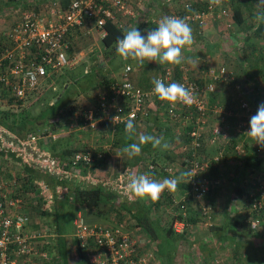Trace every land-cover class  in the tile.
<instances>
[{"label": "built area", "instance_id": "2783aa9c", "mask_svg": "<svg viewBox=\"0 0 264 264\" xmlns=\"http://www.w3.org/2000/svg\"><path fill=\"white\" fill-rule=\"evenodd\" d=\"M64 1L0 0V15L13 18L7 31L3 33L5 44L0 50V90L19 104L28 97L37 96L40 91L44 92L42 88L45 85V90H55L54 79L81 59L69 56L71 46L68 38L71 34L95 30L102 38L106 32L103 26L108 19L123 23L122 18H135L145 6L143 0ZM211 9L210 6L205 12H188L184 19L192 22L198 19L203 24L212 13ZM133 72L134 67L125 64L119 78L111 75L110 83L98 90L94 105L83 110V122L80 126L95 131L101 123H108L114 128L124 124L130 115L135 116V124H147V118L155 112L161 117L167 116L173 124L191 125L183 160L185 171L195 175L189 182L187 181L191 175L184 177L189 188L180 197L168 190L165 192L171 195L169 212L174 217L172 222L176 231L188 226L187 218L190 215H199L205 225L210 226L215 209L205 198L213 188L221 185V179L210 172L218 171L224 158L222 145L233 137L232 131L249 137V120L256 113L257 107L251 106L244 99V86L238 82L234 87L242 97L236 100L237 110L225 111V107L218 104L210 107L208 94L216 92L218 83L225 80L231 83L234 79L223 66L208 67L201 75L202 79L205 78L204 83L186 74L174 79L173 68L167 65L156 74L155 79H162L165 84L177 82L185 85L194 97L190 106L159 99L153 91L154 85L144 89L133 79ZM233 117H237L236 124L230 121ZM205 134L211 142L221 144L210 156L203 147ZM246 141H240L232 147V157H237L236 161L246 154L249 143L256 156H264V146L253 143V140L248 141L249 143ZM103 157V152L100 151H78L72 154L71 162L91 165L96 159ZM157 166L147 163V174L152 179L155 180L157 170L165 174V179H173L172 163ZM250 173L256 183L242 196V212L250 230L259 231L264 227V177L253 174L252 171ZM5 185L0 179V264H47L51 256L41 240L46 234L30 232L29 216L20 211L27 204L26 191L20 192V188H7ZM14 189L18 190V194L12 196ZM119 189L121 193L125 188ZM74 226L78 248L86 254L87 264L157 263L153 250L147 247L146 235L131 231L126 223L90 225L83 214L78 212L74 218ZM217 260L218 264L222 263L220 258Z\"/></svg>", "mask_w": 264, "mask_h": 264}, {"label": "crops", "instance_id": "0c3cea01", "mask_svg": "<svg viewBox=\"0 0 264 264\" xmlns=\"http://www.w3.org/2000/svg\"><path fill=\"white\" fill-rule=\"evenodd\" d=\"M153 1L155 3L157 0H150L149 4H151L150 2ZM176 1L177 0H159V3L156 2L157 4L155 5L158 7L157 9L159 11H164L169 8L171 9V2L174 3ZM146 11L147 12L143 13L139 12L135 18H129L130 21L126 23L125 27L128 30L133 27H137V29L141 31V34L145 36L147 35L148 31L152 29L154 30L158 26V22L162 17H155L152 9H146ZM216 15H213L212 13L208 15V18L203 23V29L201 33V35L207 31L208 33H214L216 36H218L216 39V37L212 34L216 41L214 40V43L211 44H209L207 41V43L202 42L201 45L202 47L204 46V48H200V46L195 43L197 35L196 31H194V43L190 47L183 49L184 57H189L191 60L200 59L202 61L211 62H213V60L219 61L225 59L224 56H227V51L223 50L220 38H223L224 41L228 42L233 36H231L232 33H230V31L220 30L219 32L216 31L217 33L212 31L214 20H216L217 17H220ZM219 29L220 28H217V30ZM236 30L237 31L235 32V35L242 39V37L245 36V31H242L237 27ZM234 31L235 29L233 32ZM94 33L97 34L96 31ZM202 37L203 35L200 38ZM187 49H192L191 54L196 55L191 56L189 53L187 55ZM79 54L80 58H82L83 56L81 55V52ZM232 57L236 64L239 63V66L237 70L235 69L236 71H233L234 74H231L233 75L236 82L241 83L244 86V90L247 92L246 97L251 100L252 103L254 102L253 107L258 108V105L264 103V89L256 88L257 85L251 82V80L247 79L244 65L250 63L248 61L249 59H245L242 57V55L238 57L232 55ZM128 62L129 63L126 64L131 63L134 67V72L132 74L133 79H135L136 83L144 89L149 88L153 84L152 81L155 79L157 74H153L155 71H160L164 65L171 66L173 68V72L175 68L169 64L162 65L151 61H145L143 65H140L135 60H130ZM220 62L221 61H219V64ZM197 63H199V61H196L194 64ZM183 64L179 65L181 75L186 74L183 72V69L188 66H184ZM137 65L140 66L137 68ZM159 66L160 68H158ZM192 69L197 71L195 67H192ZM204 71L205 70H201V72ZM120 72H116L118 74L111 73V75H113V78H119ZM254 73L256 74V72L252 71V74L255 76ZM72 75V77H75L74 74ZM60 76L61 74L59 77ZM69 77L70 73L67 72L64 75V78L66 79ZM72 77H70L68 80L73 81ZM106 77V79H112L110 75L108 76V74ZM204 82L205 81L203 80L202 83ZM53 83L56 84V79H54ZM223 84H226V86ZM103 86L104 85L99 84L95 88L88 87L87 90H81L82 92L89 90L87 93V97H89V105L87 104L88 106L83 107V104H86V102L80 101L84 110L94 105L96 102L97 92ZM221 88H223V90ZM49 91L51 92V90ZM215 91L216 96L212 94L215 100L214 102H211V106L213 104H219V106H227L230 108L234 102V106H237L236 93L231 89V86L226 80L225 82L218 83L216 85ZM235 91L237 92V90ZM45 94V98H47L49 93ZM33 97L38 98V100L35 98L31 99L30 97V101L27 99L19 104V102L7 97L3 90H0V120H3L5 113L15 115L19 119V116L24 114L26 111L29 112L33 117L30 120L31 132L24 135V137L12 133L3 123L0 122V179L6 183L7 188H20L18 189L20 192L26 191L22 189V179L20 177L27 175L29 173L27 171L29 170L26 168H30V170H32V175L33 173L34 176L37 174L39 178L38 180L34 179V187L35 189H39L43 197V201L45 202V208L51 212L55 210L61 211V216H59V218L55 217L54 215H51V217H48L47 219L41 216H39V218H33V215L29 213L28 208L32 205L36 211L35 197L37 195L36 192H34L32 197V193L26 191L27 204L25 206L23 205L20 208V211L26 213L29 216V231L32 233L46 234L45 237L41 238L44 248L49 244H51V248L55 238H57L59 234V236H64L65 249L69 258L67 264H87L86 254L83 253L77 246L80 252L79 256L76 252L77 248L75 247L77 242L75 243L74 218L78 212L83 214L86 222L90 225L108 226L113 225L116 222L126 223L128 225L127 227L131 231L146 235L147 247L153 250L151 245L154 244L150 245L146 231L136 225V220L130 213H128L126 210H121L119 207L123 199L128 201V203L132 200L139 199L127 191L128 177L130 175L146 174V166L147 163H149L148 160H142V162H139L138 164H136L134 160V162L128 164V155L124 152L121 153L119 150H116V148L113 147V135L116 127L111 128L108 123H101L97 129H95V131H91L88 130V128H83L78 125V122H75V120L71 123L65 122L64 124H61L62 127L60 129L63 130L64 135L61 131H58L60 124L57 129H52L49 125V120H46V118H43V116V119L39 116L37 117V115H39V111L32 113L33 107H37V105H40L38 107H41L45 104V98L41 99V94H38L37 96L34 95ZM53 102V99L48 101L49 104H52ZM256 102L258 103L256 104ZM8 120L9 119H5V123H9ZM154 120H156L155 122L158 124V130H161L163 132L164 138L169 140V148L167 149L169 153L166 154L164 151L157 152L159 160V165L157 168L167 163H172L174 165L173 178L180 177V174L185 172V160L183 159L185 158L184 148L187 146V144L178 139L179 134L178 128L176 127V122L173 124L167 116L164 115L161 117L159 116L158 112L152 113L150 120H147V124H138V127L141 128L140 131L152 127L151 125ZM93 132H100L101 136L96 134L95 136L88 138L87 133ZM205 136L206 134L204 135L205 143L203 144V147L207 150V154L210 156L217 151L219 148L218 145L220 143L211 142L208 136ZM241 141H244V138H242ZM248 141L249 140L246 142ZM253 143L256 142L253 141ZM63 145H68L75 150L77 149L76 152L82 151L84 149H89L95 152H103L104 157L100 158L103 159V162L100 163V166L94 168H91L90 165H86L89 167L81 169L79 167L80 163L71 162L70 155H65L64 157L61 156L60 150L62 149ZM246 153L247 154H245V156L250 157V162L257 161L256 165L252 166L253 164H251V167H247L245 166L246 162L243 160L239 159L238 161H234V159H232L233 157L230 158V156H228L220 163L217 172H210L211 175H216L221 179V185L219 188H213L210 194L208 196L206 195L205 198L206 202L211 204L215 209L211 219V225H205V222L200 219L199 215L194 216L198 219L197 221L188 222V226L179 231H176L173 228L172 222V229L178 234L177 236L179 237L174 240V245L172 246L173 248L168 245L166 240L161 243L160 249L163 250V257L157 258L158 260L156 264H218V258L222 260L221 264H264V227L259 231H252L250 228H245L243 226L241 227V224H238L235 227V223L233 220H231L232 217L241 220L240 217L243 215V194L238 195L236 194V191H234L233 187L235 185L234 183L236 182L235 179H237L238 182L240 181V188H242L243 191H247L256 183V179L251 178V171L253 174H259L260 176L264 177V156H256L253 153V149L250 148L247 149ZM166 157L167 159L165 160ZM70 162L73 165H70ZM157 171L158 173H155V180L163 181L165 179V174L162 171ZM46 173H51L54 176H59L62 178H69L74 182L75 185H79L80 187H87L89 185L101 183L106 188L116 190L118 197H116V199H112L111 202L106 200L104 204L102 203L99 209H94L92 211L85 210L84 208L73 204L71 202V198L66 197V187L64 185H54L53 182H50V180L46 178ZM17 180L20 181V184L17 182ZM185 184L184 178L180 179L177 190L172 191L173 195L180 197L181 194L187 190ZM119 188L125 189L120 193ZM18 190L14 189L11 195H17ZM168 195L169 200H165V197H160L157 202H152L150 199H139L140 201L137 203V206L150 209L151 211L153 210L152 212H149V216L151 219H153L155 224L162 226L165 223V220L164 217H159L161 211H165L163 214H170L169 208L171 207V204L169 205V201L171 195ZM185 196L190 198L188 194H185ZM147 212L148 211L144 212V215ZM56 220H61V233H56V230L54 231L55 226L53 221ZM44 226L48 228L45 229L47 232L42 230ZM229 227L236 229V234L234 236H229L226 233ZM163 233L164 232L159 233V237L161 239L164 236L166 238V235H162ZM51 251L52 252L49 253L51 260L47 264H52L54 258L57 257V255L55 256L54 247L51 248ZM165 256L167 257L166 259ZM60 262V264H64L63 261Z\"/></svg>", "mask_w": 264, "mask_h": 264}, {"label": "trees", "instance_id": "16d2710c", "mask_svg": "<svg viewBox=\"0 0 264 264\" xmlns=\"http://www.w3.org/2000/svg\"><path fill=\"white\" fill-rule=\"evenodd\" d=\"M64 1V0H63ZM192 1V2H191ZM191 1H187V3L185 5H183V10H179L175 13V15L177 17L183 18L184 16L189 12H205L207 10H209V7L211 6L212 9V14L213 15H218L221 18H229V21H233L234 25L238 28L241 29L242 31H245V36L242 37V43L238 46L239 47V56L242 55V57H244L245 59H249L248 61L250 62L248 64V70H246L245 75L247 77V79L251 80V82H253L254 84H256V88L259 89H264V23H258L256 21V13L258 11V9L256 8V1L257 0H222L221 4L219 6H216L214 4L210 3V0H191ZM242 1V2H241ZM247 1V2H246ZM159 3V0L150 2L151 4H149L148 2H145V6L144 8L141 10V12H147L146 9L150 10L152 9V12L154 14L155 17H164V16H171L174 14L171 13H164L161 12V14H159V10L157 9V6L155 4ZM64 3H66V0L64 1ZM226 5H230L229 6V13L230 16L227 17L226 15L228 14V12L226 13L224 11V9L226 8ZM156 6V8H155ZM242 7H244L247 12V16H244L243 14V10ZM221 12H225L224 14H221ZM216 15V16H217ZM132 19V18H130ZM185 20V19H184ZM130 21L129 18L127 19V22ZM187 21V20H185ZM120 21L117 22H113L112 20H107L106 23L104 24V29L107 32V36L100 38V43L103 49V54L107 55V57H109L110 55H113L114 53L117 54L116 52V41L118 39L123 38V34L126 33L128 31V29L125 27L126 23H118ZM193 22H195L194 26L196 27L195 31H196V35L200 36L202 33V27L203 24L199 22L198 19L194 20ZM153 30V29H152ZM150 30V31H152ZM202 36V35H201ZM4 40L2 38H0V50L3 48L4 46ZM227 56H229V54H227ZM230 57V56H229ZM129 60H127L125 63H129ZM131 64V63H130ZM121 64H119L120 66ZM125 65V64H124ZM118 66V67H119ZM137 65L136 67L138 68ZM97 67V66H96ZM174 79H179L181 77V72H180V67L179 65L174 66ZM253 72H256L255 76L252 74ZM73 75H70V77H72ZM97 76V77H96ZM98 76H100L98 79ZM69 77V78H70ZM96 77V79L94 78ZM62 78H64V76H62ZM66 78V79H69ZM73 78V82H79L81 80H85L88 83L87 88L91 87V88H95L96 86H98L99 84L101 85H108L110 83V79H106V73L101 74L100 71L98 69L95 68V66L92 67V69H90V71H88V74L85 75L84 72L80 74H76L75 77ZM69 82H63L61 84V89L59 90V92L54 95L53 100L54 102L52 104H49L48 102L45 103L43 106L40 107L39 109V115H37V117L39 116L40 118H46V120H49V125L51 126L52 129H57L59 124L61 125V123H59V119H58V115L60 110L63 109V107L67 104L68 102V95H69V88L68 86L64 88V84H67ZM235 84H237L236 80L233 79L231 83H229V85L231 86V89L236 93V100L240 99L239 93H237L235 90L236 88L234 87ZM243 86V85H242ZM244 90V88H243ZM245 91V90H244ZM246 91L244 92V99L251 105L253 106L254 102L252 103L251 100H249L246 97ZM216 96L215 92L213 93H209L208 94V104L211 106V102H214L215 98L213 95ZM235 103V102H234ZM234 103L232 104L231 108L234 107ZM237 103V102H236ZM152 106V105H151ZM219 106V104H218ZM222 107V106H221ZM87 109V108H86ZM73 110L75 109H71L69 110L70 115L65 116L63 119L65 121H67V123H71L75 120V122H78V125L82 124L83 120H82V114H83V108L80 109V116L79 117H73ZM33 117L30 115L29 112H24V114L19 116V119L15 116V115H11L9 113H5L3 116V120H0L1 123H3L12 133L24 137V135H26L27 133L31 132V122L30 120ZM42 118V119H43ZM5 119H9V123H5ZM35 119V118H34ZM148 120H150V117L147 118ZM156 119V117H155ZM157 120V119H156ZM156 120H154V122H152V127H150L149 129H144L141 130V128L138 127L137 124H135L136 127V133L135 135L129 139L126 136V133L124 131V124L118 125L116 126V129L114 130V135H113V147L116 148V150H119L121 153H123L122 149L131 144V143H135L138 140V136L139 134H148V135H153L155 137H163V132L161 130H158V124L155 122ZM230 120V119H229ZM233 124H236L237 122V117H233L230 120ZM20 123V124H19ZM33 123V122H32ZM33 126V125H32ZM174 126V125H173ZM148 128V127H147ZM155 128V129H154ZM192 129L191 125L188 126H180L178 129V139L182 140V142H184L185 144H187L189 142V131ZM181 132V133H180ZM166 133V132H165ZM164 133V134H165ZM233 137H231L229 139L228 143H224L222 146L224 148V158L222 159V161H224L228 156H230V158H232V147L241 141L242 138H244V141L249 140V142H251L253 139L249 136L246 137L244 133H238L236 131H232ZM173 141V140H172ZM254 141V140H253ZM169 143V142H168ZM221 145V144H220ZM249 146L251 147V145L249 144ZM142 147V151L141 154L139 156H135V157H129L128 156V164H130L131 162H136V164H138L139 162H142V160H148L149 163H152L153 165L157 166L159 165V160H158V156H157V152H162L164 151L166 154L169 153L168 150H161L160 148H153L151 146V144H145ZM250 147H247V149H249ZM251 149V148H250ZM86 149L82 150L85 151ZM89 150V149H88ZM77 149L75 150L74 148L69 147L68 145H63L62 149L60 150V154L61 156H65V155H70L72 156V154L74 152H76ZM247 154V153H246ZM244 155L243 157H241L240 159L243 160L244 162H246L245 166L247 167H251V164H253L252 166L257 164V161H252L250 162L249 158L250 157H246ZM244 158V159H243ZM167 159V157L165 158V160ZM232 159H234V161L237 160V157H233ZM103 162V159H96L94 163H92L90 165L91 168L100 166V163ZM146 162V161H145ZM72 163L70 162V165ZM73 165V164H72ZM75 165V164H74ZM81 169L83 168H87L89 166H86L85 164H81L79 166ZM27 172H29L27 175H25L24 177H20L22 179V189L29 191L32 193V197L34 192H36V197H35V208L36 211H38V214L41 217L44 218H48L51 217V215H54L55 217L59 218V216H61V211H49L48 209L45 208V202L43 201V197L39 191V189H35L34 187V179H39L37 174L34 176V173L32 175V170H30V168H26ZM47 176L46 178L48 180H50V182H53L54 185L58 186V185H64L67 189V198H71V202L73 204L78 205L81 208H84L85 210H96L99 209V207L102 205V203L104 204L105 201H112V199H116V197H118V194L116 192V190H113L111 188H106L105 186H103L101 183H98L96 185H89L87 187H80L79 185H75L74 182L72 180H70L69 178H62L59 176H54L51 173H46ZM235 185H234V191H236V194L238 195H246L248 193V191H243L242 188H240L239 186V182L237 179H235ZM17 182L20 184V181L17 180ZM48 182V181H47ZM73 182V183H72ZM187 188H189L187 186V184H185ZM35 189V190H34ZM246 193V194H245ZM209 195V194H208ZM207 195V196H208ZM165 197V200L169 198V195L167 192H163V194L161 195V198ZM171 198V197H170ZM169 200V199H168ZM139 199L136 200H132L131 202L128 203V201H125V199H123L119 205L121 210H126L128 213H130L132 215V217H134V219L136 220V225L141 227L142 229H144L146 231L147 234V238L148 241H150V245L153 248V251L156 255L157 258L159 257H163V250L160 249V245L163 241H167L168 245H170L171 248H173L172 246L174 245V240H176L179 236H177L178 234L172 229V221L174 219V217H172L173 215L171 214H166V216H163V213L165 211H161L159 217H164L165 223L162 226H158L157 224H155V222H153V219H151V217L149 216V212L151 211L150 209L144 208V207H138L137 203L139 202ZM171 204V199L169 201V205ZM118 207V209H119ZM119 209V210H120ZM145 209V210H144ZM148 211L145 215L144 212ZM153 211V210H152ZM151 211V212H152ZM156 211V210H155ZM159 211V210H157ZM181 219L182 216L180 215ZM200 217V216H199ZM241 220L237 219V218H231V220H233V222L235 223V227L238 224H241V227H245V228H249V224L247 221V218L244 215H241L240 217ZM198 219L196 217H194V215H190L187 218L188 222H193V221H197ZM123 221V219H122ZM159 221V220H158ZM54 222V231L56 230V233H61V220L58 221H53ZM52 224V222H51ZM53 225V224H52ZM222 229V228H220ZM164 232L162 235H166L161 239L159 237V233ZM229 236L231 235H235L236 234V229H233L231 227H229L227 229L226 232ZM60 235V234H59ZM57 238H55V241L53 243L54 250H55V256L57 255V257L54 258V261L52 262V264H60V261H63L64 264L68 263L69 258L67 256V252L65 249V237L64 236H59ZM232 236V237H233ZM76 239V238H75ZM77 241H75L76 243ZM166 243V244H167ZM74 244V243H73ZM50 245H47V247H45L49 253L52 252ZM78 244L76 243V248H77ZM76 252L78 253V255L80 256V252L78 250V248L76 249ZM54 257V256H53ZM167 257L165 256V259Z\"/></svg>", "mask_w": 264, "mask_h": 264}, {"label": "clouds", "instance_id": "9594fccd", "mask_svg": "<svg viewBox=\"0 0 264 264\" xmlns=\"http://www.w3.org/2000/svg\"><path fill=\"white\" fill-rule=\"evenodd\" d=\"M222 0H210L211 4L219 6ZM256 21L264 23V0H257ZM108 34L104 32L103 37ZM102 37V38H103ZM194 43L192 29L183 18L176 16H164L158 22V26L148 31L147 35H142L137 27H133L123 34V38L116 41V52L125 61L131 59L143 65L145 61H159V64H169L172 66L181 65L185 62L183 49L190 47ZM197 67V64L193 65ZM89 69L85 68L84 74H88ZM154 93L163 101L175 104L177 102L191 105L194 97L192 92L185 85L177 82L165 84L162 79H154ZM135 116L130 115L124 122L126 136L131 139L136 133L134 124ZM250 130L248 135L261 146H264V103L258 105L256 113L249 120ZM151 144L153 148L167 150L168 142L163 137H155L148 134H139L138 142L125 146L122 151L130 158L139 156L145 144ZM191 175L189 182L195 174L185 171L180 177L157 181L149 174L130 175L128 177L127 191L139 199H150L157 202L163 192L176 191L180 179Z\"/></svg>", "mask_w": 264, "mask_h": 264}, {"label": "rangeland", "instance_id": "374dc122", "mask_svg": "<svg viewBox=\"0 0 264 264\" xmlns=\"http://www.w3.org/2000/svg\"><path fill=\"white\" fill-rule=\"evenodd\" d=\"M148 1H150V0H143L144 4H145V2H148ZM187 1H191V0H177L174 3L171 2V4H170L171 9L169 8L167 10L160 11L159 14H161V12H164L165 14L166 13L175 14L177 11L183 10L182 7H183V5H185L187 3ZM229 6L230 5H226L225 6L226 8L224 9L225 12L226 11L228 12V14L226 15L227 17L230 16ZM241 8L243 10L244 16H247V12H246V10H244L245 8L242 7V6H241ZM256 8H257V1H256ZM225 12H221V14H224ZM224 17L223 18L217 17V19L214 20V22H213L214 25L212 27V31L217 33L220 30H224V31H230V33H232L231 36H233V37L228 42L224 41L223 38H220V42L222 44L223 50L227 51V54H229L230 57L229 56H224V58H225L224 60L223 59L219 60V61H221L220 64H219L218 60H213V62H211V61H202L200 59L199 60L198 59H196V60L192 59L191 60V58L185 57V62H184L183 65L184 66L188 65V66H186V68L183 69V72H185L188 77H190L192 79L199 80L201 82L203 80L205 81V79L201 78V75L203 74V72H201V70H206L207 67H209V66L212 67V68H214V67L219 68V67L223 66L225 68L226 72L230 73V74L231 73L234 74L233 71L235 69L236 70L238 69L239 63L238 64L235 63V60L233 59L232 55L237 56V57L239 56L238 55V53H239V51H238L239 47L238 46L241 44L242 40H241V38L239 36L235 35V32L237 30H236V26L234 25L233 21H229V18H224ZM12 19L13 18L11 16H2V15H0V38H3V33L6 32L7 28H9V26L11 25V20ZM122 21L123 22H125V21L127 22V17L122 18ZM186 23L189 24V26L191 27L192 33H193V36H194V31H195V28H196L194 26L195 22H192V20H191V21H186ZM215 24H217V25H215ZM217 28H220V29L217 30ZM234 29H235V31L233 32ZM94 32L95 31L92 30L89 33L81 32V33H76L75 35L71 34V36L68 38V42H69V44L71 46L70 50H69L70 58H73V57H77L78 58V57H80V54H79L80 52H81V55L83 57L73 67L64 69V71L61 74V76L60 77L58 76L56 78V84L53 83V85L56 87L55 90H52V89H46L45 90V88L47 87V85H45L42 88V90H44V92L40 91L41 99L45 98V96H46L45 93H47V94L49 93V96L47 98H45V100H44L45 103H46V102L50 101L51 99H53L54 95H56L59 92V90L61 89V84L63 82H69L67 84H64V87L68 86V88H69L68 89L69 90L68 102L63 107V109L60 110L59 115H58V119L60 120L59 123H61V124H64L65 122H67L63 118L65 116L70 115L69 110L75 109V110H73V113H74L73 117H75V116L79 117L80 116V111H81L80 109H82L83 107L89 105L88 104L89 103V97H87V93H88L89 90L88 91H83V92L81 91L82 89H84V90L88 89L87 88V86H88L87 81L81 80V81L76 83V82H73L72 80L69 81L68 79L62 78V76H64L67 72H69L70 75H72V74H74V75L80 74L81 71L83 73L85 68H88L89 71H90V69H92L93 66H95V68L98 69L101 74L106 73V75L108 74V76L109 75L111 76V73L118 74L120 71H122V68L124 67V64H126L125 63L126 61L123 60L116 53H114L113 55H110L109 57H107V55H104L103 54V49H102V46H101V43H100V39H99L98 35L95 34ZM212 34L217 39L218 36H216L214 33H208V31H207V32L202 34L203 35L202 38H200L201 35L197 36L196 40H195V43L197 45H199L200 48H204V46L202 47V45H201L202 42H206L207 41L209 44L214 43V40L216 41V39L213 38ZM226 38H227V36H226ZM233 46H235V47H233ZM187 50H188L187 51V55L189 53V55L192 56L193 55V54H191L192 49L191 50L187 49ZM194 55H196V54H194ZM130 60L131 59H129V61ZM196 61H199V63H197V67H195V69H197V71L192 69V67H194L193 65H194V63ZM151 62H154L156 64L159 63L158 60L156 62L155 61H151ZM119 64H121V65L119 66ZM241 64H242V62H241ZM131 65H133V64H131ZM158 68H160V66ZM244 70H248V64L244 65ZM116 72H118V73H116ZM158 72L159 71L157 70L153 74H156ZM96 77H94V78L96 79ZM99 77L100 76H98V79H100ZM223 85L226 86V84H223ZM221 89L223 90V88H221ZM49 90H51V92ZM33 98H35V97L32 96L31 99H33ZM35 99L38 100V98H35ZM28 101H30V97L28 98ZM80 101L86 102V104H83L84 106L82 107ZM263 101H264V99H263ZM257 103L258 102H256V104ZM38 106H40V105H37V107H33L32 113H36V112L39 111L40 107H38ZM228 109L237 110L238 106H234L232 108H229V107L225 106L224 110L226 111ZM83 110H84V108H83ZM165 119H167V118H165ZM184 123H186V122H184ZM176 125H177L176 127L179 129L180 123H176ZM61 127L62 126L60 125V128L58 129V131L59 132L61 131L62 134L64 135L63 130H60ZM96 134L101 136L100 132H93V133H87V137L90 138L91 136H95ZM56 138H57V136H56ZM84 138H86V137H84ZM164 141L169 142V140L166 139V138H164ZM13 164H15V163H13ZM0 172H1V170H0ZM28 211H29V213L31 215H33V218H39L40 215L38 214V211H35L32 205L29 206ZM163 216H166V214H163ZM46 228L47 227L44 226L42 228V230L46 231L45 230ZM250 261H251V259H250Z\"/></svg>", "mask_w": 264, "mask_h": 264}]
</instances>
